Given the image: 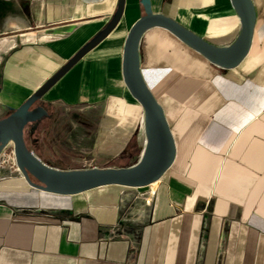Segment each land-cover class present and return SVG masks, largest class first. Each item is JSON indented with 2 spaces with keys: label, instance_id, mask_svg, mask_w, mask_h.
I'll list each match as a JSON object with an SVG mask.
<instances>
[{
  "label": "crops",
  "instance_id": "0c3cea01",
  "mask_svg": "<svg viewBox=\"0 0 264 264\" xmlns=\"http://www.w3.org/2000/svg\"><path fill=\"white\" fill-rule=\"evenodd\" d=\"M152 10L219 48L242 31L232 0H150ZM236 67L209 61L153 27L140 72L170 126L176 158L144 191L105 186L58 195L20 172L0 183V264H264V0ZM119 0H0V104L18 108L117 11ZM145 15L125 0L116 29L40 100L55 111L52 142L101 168L144 151V109L123 78L124 46ZM66 128L67 132H63ZM77 164L79 161L74 160Z\"/></svg>",
  "mask_w": 264,
  "mask_h": 264
},
{
  "label": "water",
  "instance_id": "95a60500",
  "mask_svg": "<svg viewBox=\"0 0 264 264\" xmlns=\"http://www.w3.org/2000/svg\"><path fill=\"white\" fill-rule=\"evenodd\" d=\"M242 23L238 39L229 47L219 48L208 43L176 21L152 10L150 0H142L145 15L130 29L123 54V78L131 95L144 109L146 143L137 164L126 168H92L60 170L53 168L31 151L25 140V128L48 116L38 102L79 61L105 40L120 23L125 0L108 25L86 43L50 79L11 114L0 120V156L10 143L14 144L17 167L32 187L58 195H76L105 186L144 188L159 181L171 168L176 158L175 141L161 105L146 86L140 72L139 45L143 34L150 28L161 27L206 57L213 64L231 69L238 66L249 53L252 44L256 14L251 0H232Z\"/></svg>",
  "mask_w": 264,
  "mask_h": 264
},
{
  "label": "rangeland",
  "instance_id": "374dc122",
  "mask_svg": "<svg viewBox=\"0 0 264 264\" xmlns=\"http://www.w3.org/2000/svg\"><path fill=\"white\" fill-rule=\"evenodd\" d=\"M37 106H42L48 111V116L43 118L41 121L35 123L33 126H30L26 132L27 142L30 148L40 156L44 162L50 164H60L63 166H86L90 165V162L87 160L91 159V156L84 158L82 152L77 151L69 147V150H66L63 153L59 154V150L56 147V144L52 142V132L54 130V121L56 118L55 111L48 104L43 105L41 101L38 102ZM9 111H6L2 108L0 104V120L9 115ZM68 130V129H67ZM66 128L63 129V132H67ZM74 160L79 161L77 164ZM132 161H112V162H102L101 167L108 168L111 166H121L127 165ZM20 172L15 159L14 144L10 143L6 146L5 150L0 156V183L5 179H8L12 176L13 172ZM148 187L138 188L136 191H144Z\"/></svg>",
  "mask_w": 264,
  "mask_h": 264
},
{
  "label": "trees",
  "instance_id": "16d2710c",
  "mask_svg": "<svg viewBox=\"0 0 264 264\" xmlns=\"http://www.w3.org/2000/svg\"><path fill=\"white\" fill-rule=\"evenodd\" d=\"M10 112V111H9ZM12 112H10L9 114H11ZM41 121V120H40ZM39 122V121H38ZM37 123V122H36ZM35 123H33V124H29L26 128H25V140H26V143H27V146H28V148L31 150V151H33L31 148H30V146H29V144H28V142H27V138H26V132H27V130H28V128L30 127V126H33Z\"/></svg>",
  "mask_w": 264,
  "mask_h": 264
},
{
  "label": "flooded vegetation",
  "instance_id": "af4514ba",
  "mask_svg": "<svg viewBox=\"0 0 264 264\" xmlns=\"http://www.w3.org/2000/svg\"><path fill=\"white\" fill-rule=\"evenodd\" d=\"M8 111L12 112L9 108H8ZM5 118V117H4Z\"/></svg>",
  "mask_w": 264,
  "mask_h": 264
},
{
  "label": "bare ground",
  "instance_id": "6f19581e",
  "mask_svg": "<svg viewBox=\"0 0 264 264\" xmlns=\"http://www.w3.org/2000/svg\"><path fill=\"white\" fill-rule=\"evenodd\" d=\"M145 136H146V134H145ZM15 152V151H14Z\"/></svg>",
  "mask_w": 264,
  "mask_h": 264
},
{
  "label": "built area",
  "instance_id": "2783aa9c",
  "mask_svg": "<svg viewBox=\"0 0 264 264\" xmlns=\"http://www.w3.org/2000/svg\"><path fill=\"white\" fill-rule=\"evenodd\" d=\"M4 150H5V149H4ZM4 150H3V151H4ZM2 153H3V152H2Z\"/></svg>",
  "mask_w": 264,
  "mask_h": 264
}]
</instances>
